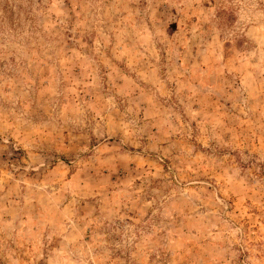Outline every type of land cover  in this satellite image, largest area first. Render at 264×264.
<instances>
[{
    "label": "rangeland",
    "instance_id": "obj_1",
    "mask_svg": "<svg viewBox=\"0 0 264 264\" xmlns=\"http://www.w3.org/2000/svg\"><path fill=\"white\" fill-rule=\"evenodd\" d=\"M0 264H264V0H0Z\"/></svg>",
    "mask_w": 264,
    "mask_h": 264
}]
</instances>
